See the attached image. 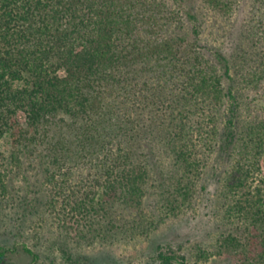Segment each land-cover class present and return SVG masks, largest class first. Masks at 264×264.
Wrapping results in <instances>:
<instances>
[{
    "label": "trees",
    "instance_id": "16d2710c",
    "mask_svg": "<svg viewBox=\"0 0 264 264\" xmlns=\"http://www.w3.org/2000/svg\"><path fill=\"white\" fill-rule=\"evenodd\" d=\"M202 3L224 14L240 0ZM184 21L167 0H0V205L15 163L39 153L55 215L139 204L152 171L163 207L180 212L208 171L226 218H247L232 196L248 179L246 210L264 218V0H250L245 43L226 53L197 29L186 39ZM154 156L171 168L153 170Z\"/></svg>",
    "mask_w": 264,
    "mask_h": 264
},
{
    "label": "rangeland",
    "instance_id": "374dc122",
    "mask_svg": "<svg viewBox=\"0 0 264 264\" xmlns=\"http://www.w3.org/2000/svg\"><path fill=\"white\" fill-rule=\"evenodd\" d=\"M167 1L181 8L189 41L197 29L198 43L222 47L225 53L237 42L245 43L242 21L250 0H240L235 11L224 14L206 8L202 0ZM185 11L196 20L187 18ZM38 155L20 158L16 167L12 164L8 200L0 205V248L14 249L1 264H163L158 252L175 256L170 264H264L263 255L258 256L264 249V218H253L252 207L246 210L257 198L251 179L232 196L245 207L247 218H226L217 183L208 171L190 205L180 212L163 207L152 171L156 183L147 185L139 204L112 199L97 218L55 215L43 201L47 189ZM150 162L156 166L153 170L171 168L167 156H154ZM259 164L264 174V158ZM22 244L37 255L34 261L21 250Z\"/></svg>",
    "mask_w": 264,
    "mask_h": 264
}]
</instances>
